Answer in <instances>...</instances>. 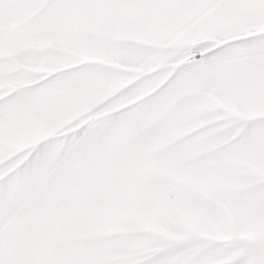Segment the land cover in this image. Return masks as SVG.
Masks as SVG:
<instances>
[{
    "label": "snow or ice",
    "instance_id": "6c2138e0",
    "mask_svg": "<svg viewBox=\"0 0 264 264\" xmlns=\"http://www.w3.org/2000/svg\"><path fill=\"white\" fill-rule=\"evenodd\" d=\"M0 264H264V0H0Z\"/></svg>",
    "mask_w": 264,
    "mask_h": 264
}]
</instances>
